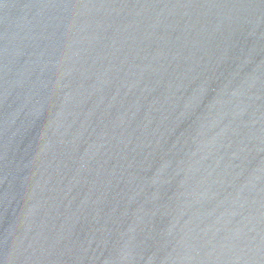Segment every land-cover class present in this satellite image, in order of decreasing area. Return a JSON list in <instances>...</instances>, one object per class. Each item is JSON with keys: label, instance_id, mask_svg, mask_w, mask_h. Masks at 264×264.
<instances>
[{"label": "water", "instance_id": "water-1", "mask_svg": "<svg viewBox=\"0 0 264 264\" xmlns=\"http://www.w3.org/2000/svg\"><path fill=\"white\" fill-rule=\"evenodd\" d=\"M0 264H264V0H0Z\"/></svg>", "mask_w": 264, "mask_h": 264}]
</instances>
